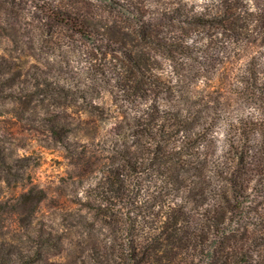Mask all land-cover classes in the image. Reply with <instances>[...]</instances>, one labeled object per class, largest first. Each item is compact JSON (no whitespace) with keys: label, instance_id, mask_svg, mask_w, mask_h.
<instances>
[{"label":"rangeland","instance_id":"obj_1","mask_svg":"<svg viewBox=\"0 0 264 264\" xmlns=\"http://www.w3.org/2000/svg\"><path fill=\"white\" fill-rule=\"evenodd\" d=\"M222 1L0 0L4 256L129 264L132 246L161 226L162 205L177 199L165 158L180 128L200 149L195 161L249 181L233 207L252 213L243 218L250 231L264 228V31L251 39L226 31ZM57 10L90 30L57 24ZM172 115L179 119L163 130ZM198 174L185 176L180 203L190 211L196 200L216 204L226 181ZM32 189L45 197L24 219L18 200ZM218 205L228 223L236 218L232 205ZM191 257L199 264L200 253Z\"/></svg>","mask_w":264,"mask_h":264},{"label":"trees","instance_id":"obj_2","mask_svg":"<svg viewBox=\"0 0 264 264\" xmlns=\"http://www.w3.org/2000/svg\"><path fill=\"white\" fill-rule=\"evenodd\" d=\"M5 2L12 0H3ZM243 0H223L220 9V23L226 31L238 38L251 39L264 31V0H247L252 2L251 7L243 9ZM54 20L60 25H73L76 29L90 30L88 23H81L68 14L59 10L54 13ZM71 22V23H69ZM163 125L165 130L170 125V121L179 119V116L172 115L166 118ZM174 136H181L179 143ZM170 144V155L166 159L167 166L172 165L174 172L171 178H167V185H173L172 194L177 199L168 201L162 205L161 226L146 245L140 248L132 246L131 254L127 256L129 264H188L194 263L195 258L191 257V252H198L199 264H264V257L261 256V248L264 247V228H250L243 223L246 215L251 212L243 210L245 205L233 207V200L240 201L247 198V188L249 181L240 177L235 168L219 166L213 172L208 164L195 161L194 157L200 155L197 151L196 142L191 143L192 132L178 129L174 134ZM197 149V151H196ZM170 163V164H169ZM248 163L243 156L238 166L247 168ZM192 170L198 171L197 178L206 176L207 172L214 173V176L225 177V185L220 187L222 194L216 204H209L203 207L200 200H196L194 211L187 209L186 204H181L182 194L186 190L185 176ZM245 176H250L245 174ZM34 189L22 195L18 200L20 207L27 209L21 213L22 218L32 217L38 208V203L45 197L44 192L34 193ZM38 192V191H37ZM170 195V196H171ZM181 200V201H179ZM222 200L231 207L230 214L235 215V219L227 222V216L220 212L219 204ZM254 216H259L256 213ZM204 217V218H202ZM207 219L204 225L202 221ZM23 219V220H24ZM238 221H240V224ZM240 227L245 230L243 238H239ZM210 230H209V229ZM213 231L212 234L210 232ZM211 235V236H210ZM212 239V240H211ZM212 241H216L212 243ZM0 264H43L38 253L26 254L13 257L6 256L0 250Z\"/></svg>","mask_w":264,"mask_h":264}]
</instances>
